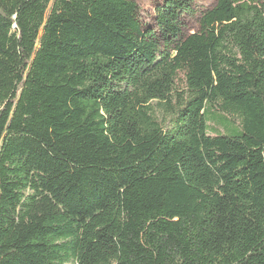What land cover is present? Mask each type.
<instances>
[{"label":"trees","instance_id":"1","mask_svg":"<svg viewBox=\"0 0 264 264\" xmlns=\"http://www.w3.org/2000/svg\"><path fill=\"white\" fill-rule=\"evenodd\" d=\"M154 3L0 0V264H264V0Z\"/></svg>","mask_w":264,"mask_h":264},{"label":"rangeland","instance_id":"2","mask_svg":"<svg viewBox=\"0 0 264 264\" xmlns=\"http://www.w3.org/2000/svg\"><path fill=\"white\" fill-rule=\"evenodd\" d=\"M138 3L139 9H140V15L141 18L149 23V24H153L154 23V7H155V3L154 0H135ZM217 0H198V6L201 8H209L212 7ZM222 23V21H214L211 24V35L215 33L217 27H219V25ZM187 31L188 32H195L199 29V23L197 19H189L187 20ZM179 86L182 87V85L179 82ZM156 103V102H153ZM157 111V115L160 117L165 116L167 119L170 118L169 114H165L162 108L157 107L156 109ZM234 119L236 120V122L238 123L239 120L234 117ZM211 125H214L213 123H211ZM222 131L224 130L223 128H221ZM233 129H235L234 127L230 129V132H233ZM209 133L210 134H215V131L209 129Z\"/></svg>","mask_w":264,"mask_h":264}]
</instances>
